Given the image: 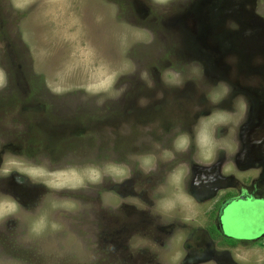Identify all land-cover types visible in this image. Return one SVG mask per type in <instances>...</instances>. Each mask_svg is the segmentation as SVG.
Instances as JSON below:
<instances>
[{
  "label": "rangeland",
  "instance_id": "rangeland-1",
  "mask_svg": "<svg viewBox=\"0 0 264 264\" xmlns=\"http://www.w3.org/2000/svg\"><path fill=\"white\" fill-rule=\"evenodd\" d=\"M255 55L264 56V0H0V264H145L131 250L142 244H130L142 241L139 225L118 233L126 236L120 247L114 233L116 216L136 211L115 193V182H145L151 160L172 155L153 152L163 136L143 123L156 121L157 111L177 123L193 112L196 131L217 138L236 110L228 128L251 130L239 122L236 103H248L237 91L241 73L250 70L241 60L254 64ZM212 80L220 93L231 84L234 99L213 93ZM252 104V112L264 113ZM177 127L162 139L167 147ZM72 130L79 132L66 137ZM247 132L218 138L223 144L216 146L228 148L230 158L236 139L245 148L262 146L264 137ZM210 157L194 160L193 168ZM82 168L91 186L71 193L64 184ZM18 171L29 185L24 177L13 183ZM35 184L47 194L32 190ZM164 206L172 210L165 200ZM253 208L257 202L249 200L231 211L247 234L261 228ZM234 250L245 264L264 260V250L252 258L240 245L222 251Z\"/></svg>",
  "mask_w": 264,
  "mask_h": 264
},
{
  "label": "flooded vegetation",
  "instance_id": "flooded-vegetation-1",
  "mask_svg": "<svg viewBox=\"0 0 264 264\" xmlns=\"http://www.w3.org/2000/svg\"><path fill=\"white\" fill-rule=\"evenodd\" d=\"M262 57L264 56H252L254 64H252V60H241L245 66H247L245 62L250 63L248 66L250 70L248 73H241L237 91L248 100V103L241 100L242 97L236 103L238 105L237 111L240 112L241 116L239 122L251 127V130L249 128L243 131L250 130L247 132L248 136L258 138L264 137V113L252 112L251 105H253L252 102H257L264 111V58ZM241 61L239 63H242ZM214 83L215 80L210 83V89L213 93L219 95L218 97L221 94H228L229 99H234L230 97V93L234 89L231 84H227L230 87L229 92L220 93L219 90L222 87ZM218 106L225 112L229 110L222 104H218ZM157 112L159 114L156 121L149 119L143 124L153 127L152 132H149L150 134L155 130L157 134H153L154 136H163L159 140L161 144L154 142L155 145H152L155 149L153 152H160L161 155L164 153L172 155L168 160L160 158L151 160L150 166L152 167L149 166L147 170V181L145 182L135 179L133 176L132 178L129 177L131 180L126 178L121 182H115L119 188L115 193L132 201L136 209V211L130 209L127 213L116 216L114 222L117 230L114 233L117 234L115 236L117 246L120 247L125 244L126 236L118 235L120 231L127 230L130 232L134 230L135 225H139L143 232L142 241L130 244H142L137 246L138 250L136 248L131 250L138 259L144 257L145 264H245V257L238 256L235 250L231 253L222 250H233L240 245L246 253L251 255V258L264 250V153L261 151L264 149V143L262 146L256 145L245 148L241 140L236 139L234 141L240 142V144L232 148L231 158L225 154L228 148L216 146V144L223 142L225 136L230 137L234 133L236 138H239V135L243 134L242 130L232 131L228 128L233 122L230 116L236 113V110L229 112V114L225 113L227 117H225L222 129L215 131L219 135L217 138L212 132L196 131L198 123L195 116H192L193 112L189 113L190 115H185V118L181 116L179 123L175 121L178 120L177 118L174 120L165 118L162 113ZM174 124H178L177 129L172 131L174 135L176 134V141L175 139L171 140L172 146L167 147V141L162 139L167 138L166 135L169 134V130ZM158 125L161 133H159L158 128H154ZM132 126L135 127V125ZM78 132L79 130H72L65 135L66 137L77 135ZM236 132H239L238 135ZM3 146L9 149L5 144ZM249 147L251 148L243 153ZM214 150H217L215 156L210 157L214 154ZM247 152L254 154L248 160H240L238 154L246 155ZM256 153H263V158L259 159ZM209 157L210 160L206 166L193 168L194 163L192 162L194 160L208 159ZM68 171L69 169H65L63 172L68 173ZM73 171L74 175L69 177L70 182L64 184L71 193L76 194L77 191L91 186L87 183L85 168ZM163 172L165 173L164 178L159 176L160 174L163 175ZM19 173L21 172L18 171L15 174L17 179L13 180L15 184L17 181H23L21 177L24 176ZM78 176L79 180L75 181ZM108 177L110 176H105L106 179ZM159 177L161 181L156 182L155 179ZM24 178L28 184L26 176ZM102 180L103 177L99 181L97 180V186L103 184ZM64 182H66V178H64ZM155 187H160V193L159 191L154 193ZM20 188L22 190L23 185H20ZM37 188L45 191L37 184L31 187L32 190ZM144 189L152 192L155 198L148 196L147 190ZM57 195L63 196L60 191ZM206 198H210V202L205 205L203 200ZM81 200L86 202L82 197ZM164 200L171 205V211L163 209L165 207ZM249 200L257 202V209H251V214L259 217L261 223L260 232L256 234H247L246 231H242L244 228L240 225V216L233 218V213H231L235 204ZM200 203L204 204L203 211L199 209ZM186 213H190L192 217L184 216ZM172 214L175 216L172 217ZM199 217L203 218V223H199ZM199 226L205 230L197 234ZM118 229L120 230L118 231ZM218 244L221 246L219 250L216 246ZM169 249L173 250L172 253H168ZM254 251L255 254L253 255ZM254 262L255 264H264L263 259Z\"/></svg>",
  "mask_w": 264,
  "mask_h": 264
},
{
  "label": "clouds",
  "instance_id": "clouds-1",
  "mask_svg": "<svg viewBox=\"0 0 264 264\" xmlns=\"http://www.w3.org/2000/svg\"><path fill=\"white\" fill-rule=\"evenodd\" d=\"M3 83V80L2 79H0V84H2Z\"/></svg>",
  "mask_w": 264,
  "mask_h": 264
}]
</instances>
